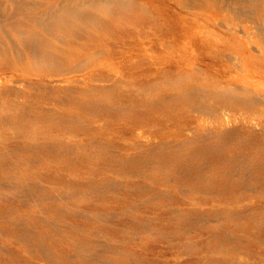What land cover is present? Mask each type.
<instances>
[{"label": "rangeland", "instance_id": "rangeland-1", "mask_svg": "<svg viewBox=\"0 0 264 264\" xmlns=\"http://www.w3.org/2000/svg\"><path fill=\"white\" fill-rule=\"evenodd\" d=\"M94 1L78 0L68 32L87 58L82 107L34 96L22 113L0 107V264H264V105L219 92L248 75L235 50L208 57L264 45L263 1L214 0L215 19L193 9L198 20L181 21L184 0ZM183 30V48L168 42ZM193 32L199 58L184 66Z\"/></svg>", "mask_w": 264, "mask_h": 264}, {"label": "bare ground", "instance_id": "bare-ground-1", "mask_svg": "<svg viewBox=\"0 0 264 264\" xmlns=\"http://www.w3.org/2000/svg\"><path fill=\"white\" fill-rule=\"evenodd\" d=\"M108 1L109 0H107L106 3H108ZM154 1L156 0H122L121 2H118H123V4H128L131 6L138 5V8L133 9H135L136 11H143L146 10L147 7L152 8V4L154 3ZM212 1L214 2V0H184L182 5L185 8L183 6L180 7L176 5V7L173 6L172 10L174 14L179 17L180 21L186 20L187 18L198 20L199 13L196 14L197 12L195 11L197 10L193 9H200L198 10V12L202 11L200 14H203L209 19H215L217 12L211 14L212 11L209 10ZM262 1L264 4V0ZM79 5L81 6V4L78 3V0H0V107L10 106L12 109L18 112L21 111L22 113L28 110V108H30L31 102L34 99L32 98L33 96L38 97V99H45L46 102L55 105L61 103L65 104L66 102L70 101L80 102L78 97H83V95L87 93L86 85L88 72L85 70V60L87 58L85 57V54H83L81 48L75 47V42L77 41V38L73 37L71 33H68L71 31L70 22L74 18L79 17V13L76 9ZM227 7L231 8L230 6ZM190 9H192L194 12H192ZM221 10L222 9L218 11V15H224L223 11L221 12ZM239 10L240 9H238V11ZM235 11L238 12L237 10ZM243 12L245 11H242V13ZM164 15L165 13L161 14L160 12V14L158 15V20H162ZM227 20L228 18L225 20L226 23ZM147 21L150 23L153 22L154 19L148 16ZM221 22L224 23V21ZM225 27H227V24L225 25ZM225 27L222 28L225 29ZM227 28L226 29L230 31L229 26ZM73 30L72 31L76 33L75 35L83 33L80 32L81 30L75 28ZM140 35L141 33L138 35H134L133 37H138ZM191 35V51H184V53H181L182 55L177 54L178 58H176V60H179V62H181V64H184V66L187 60L192 59V57L193 60L199 58V53L195 46H197L196 41L200 39L199 36L201 34H196V36L193 32ZM224 36L227 39L222 38L223 40H229L230 38H232L231 33H224ZM170 38H172L173 40L170 39L168 40V42L172 41L174 44L182 46L183 48V45L185 44L183 40L185 39L184 30L183 33H176L175 35H173V37L170 36ZM223 43H225V41H223ZM247 44L244 42H237V44L233 45L231 48L226 45H216L213 47V49H211V51H208V57L214 63H218L221 62L219 61V59L222 57V55L226 54L225 56L228 57L227 54H229L228 58H230L232 57L230 55V52H233L235 50L236 53L235 55H233L234 57H232V59L235 58L236 62L239 61L238 64L240 63L243 68H246L248 75H246L247 77L245 76L239 78H230L227 83H225L229 84L228 87L218 91H222L224 93L243 91L245 93H248V96L237 99V102L242 105L252 107V109H261L263 107L262 105H264V84H259L256 79L250 78V73H253L254 75L256 74V76L264 74V45L261 44V42H258V46L257 43L256 45L254 44L257 51H255L254 49V52H252L248 48ZM73 50L78 52L77 55H72L71 51ZM95 54H97V52H95ZM31 61H36L38 65L33 66L32 64V66H29V63ZM230 61L228 59V62ZM236 62L234 69H237ZM233 63L234 62H232L231 64L233 65ZM78 72L81 73L78 74ZM75 95L77 96V99H74ZM20 97H22L23 99L20 100ZM80 106L82 107L81 102ZM222 110H220L221 113H224ZM80 126H82V123L80 124ZM54 141L56 143H59L60 139L57 138ZM54 141L52 142L54 143ZM32 145H34V143H25L24 147H26L29 151H32V149L34 148ZM3 151L4 150H2V154H4ZM235 172L237 173V171ZM39 216L42 217L40 214ZM111 216L109 217L111 218ZM100 250H102V248ZM202 257L203 255H198L196 260L193 259V261L188 264H207V262L202 261ZM108 263L110 264V262H107V264Z\"/></svg>", "mask_w": 264, "mask_h": 264}]
</instances>
